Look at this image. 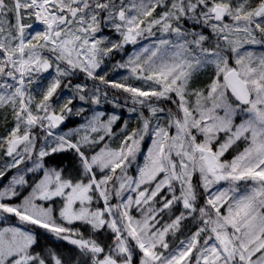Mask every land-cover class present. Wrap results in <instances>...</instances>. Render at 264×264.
Here are the masks:
<instances>
[{"label": "snow or ice", "instance_id": "1", "mask_svg": "<svg viewBox=\"0 0 264 264\" xmlns=\"http://www.w3.org/2000/svg\"><path fill=\"white\" fill-rule=\"evenodd\" d=\"M0 264H264V0H0Z\"/></svg>", "mask_w": 264, "mask_h": 264}]
</instances>
